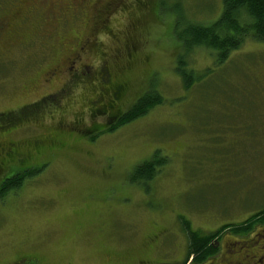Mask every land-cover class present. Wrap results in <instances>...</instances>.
<instances>
[{
	"label": "rangeland",
	"instance_id": "1",
	"mask_svg": "<svg viewBox=\"0 0 264 264\" xmlns=\"http://www.w3.org/2000/svg\"><path fill=\"white\" fill-rule=\"evenodd\" d=\"M17 2L0 0V19ZM143 4L124 0L110 20L109 27L123 34L136 18L138 50L150 55L148 63L123 71L130 81L123 106L129 109L154 88L163 102L95 141L75 131L65 136L62 149L37 151L24 163L5 159L0 189L16 169L34 173L19 189L0 196V264H139V259L182 264L190 256V231L214 238L226 226L252 223L264 210V41L248 38L219 64L214 51L205 47L185 53L180 34L189 22L216 21L223 0ZM38 22L33 18L26 23L25 39L48 30ZM82 28L88 32L91 24L79 14L70 28L75 33L69 35ZM100 38L112 51V39ZM6 45L0 34V54ZM11 49L0 59L1 113L57 86L36 85L49 66L45 48L29 42ZM51 52L58 58L66 48L60 55L56 49ZM180 56L193 82L189 88L177 70ZM122 63L115 60L117 66ZM80 90L67 107V119L82 108ZM85 117L90 125L106 121L101 115L92 121L91 115ZM35 129L11 137L22 141L46 134ZM156 150L167 159L159 174L148 188L132 183L134 168ZM154 226L167 231L157 244L148 241Z\"/></svg>",
	"mask_w": 264,
	"mask_h": 264
},
{
	"label": "flooded vegetation",
	"instance_id": "2",
	"mask_svg": "<svg viewBox=\"0 0 264 264\" xmlns=\"http://www.w3.org/2000/svg\"><path fill=\"white\" fill-rule=\"evenodd\" d=\"M48 1L18 0L9 13L0 19V34H3L7 41L5 49L0 54V59L12 50L11 47L28 46L29 42L38 43L46 50L43 57L49 66L42 70L37 82L35 81L36 85L57 83L56 87L36 100L22 104L13 111L3 112L8 115L6 118L13 120L17 127L4 129L0 127V139H4L0 140V170L7 158L24 163L25 158L37 151H39L37 153L51 152L66 146L65 136L67 134L77 131L80 135L87 136L93 131L92 128L104 125L106 121L95 122L93 125H90L91 122L86 124L85 114L92 117L93 113H101L106 107H95L91 99L100 96V101L112 99L117 92L118 83L125 79L123 71L132 70L136 63L141 61L148 63L150 58L148 53L142 55L138 50V42L141 41L134 37L135 32L133 31L138 26L136 18H132V23L123 34L109 27L112 14L122 6L124 0ZM137 1L148 7L150 0ZM42 7L46 11L40 14ZM79 14L86 16L91 28L88 32H85L84 28L78 29L74 36H70L69 34L75 33V30L72 31L70 28L76 24ZM69 16L70 19H68ZM33 18L39 20L38 23L41 25L46 24L48 30L39 37L28 34V38L25 39L23 37L25 25ZM70 22L72 26L66 27ZM40 26H35L34 29ZM101 36L112 39V51L105 47ZM62 48H66V52L58 58L54 55L55 53H50L55 49L59 53ZM115 60H121L123 63L117 66ZM129 85L126 82L127 93ZM77 89H81L82 108L76 111L72 118L67 119L66 117L71 116L67 115L66 110L74 102ZM106 112L108 113V110ZM120 112L119 109L117 113L120 114ZM109 118L116 117L109 115L107 119ZM29 128H42L46 134L35 136L33 140L22 141L11 137L14 131ZM30 150L34 153L32 154ZM262 211L254 217L252 223H246L243 228L235 225L228 231H221L220 235L209 241L201 254L192 253L182 264H264V212ZM166 232L154 226V231L149 235L148 241L157 244L167 235ZM204 252V258L196 260V257ZM136 262L149 264L147 259H139Z\"/></svg>",
	"mask_w": 264,
	"mask_h": 264
},
{
	"label": "trees",
	"instance_id": "3",
	"mask_svg": "<svg viewBox=\"0 0 264 264\" xmlns=\"http://www.w3.org/2000/svg\"><path fill=\"white\" fill-rule=\"evenodd\" d=\"M248 38L264 41V0H223V10L216 21L210 24L189 22L184 33L180 34V39L183 45L186 46L185 53L190 52L195 47H205L214 51L217 63L219 64L226 63L231 54L239 50ZM186 65L187 61L180 56L178 58L177 70L185 77V87L189 88L193 85V82L186 72ZM189 72L191 71L189 70ZM122 80L124 81L118 83L117 92L112 99L100 101L99 99L101 96L91 99V103L95 107L106 106L105 109L102 110L103 112H97L98 114L93 113L91 120L99 117V114L105 119H107L109 115L116 117L107 119L101 127L92 128L93 131L86 136L91 141H95L96 136L99 134L105 131H114L116 127L145 114L151 107L161 104L164 100L162 94L154 88L143 93L129 109L127 108V110H124L122 103L127 95L126 82L130 84V81L125 79ZM121 90H123L122 93ZM14 109H17V107L10 108L9 110L13 111ZM119 109L121 111L120 114L117 113ZM107 110L108 113L106 112ZM0 116L4 117L7 121V123L5 121V124L0 125L3 129L7 127H17L14 125L15 123L13 120L6 118L8 115L0 112ZM18 131L20 130L18 129L13 133ZM30 151L32 154L34 153L32 150ZM159 153L160 150H156L150 159L143 161L134 168V171L129 176L132 183H143V186L148 188L149 183L159 174L167 162L166 156H162ZM30 158L31 156L25 158V162L26 159L29 160ZM5 167L3 166L1 170ZM13 172L11 177L6 178L3 182L0 189V196L5 194V190L8 191L11 188L14 190L19 189L27 176L34 173V170L20 168ZM262 212H264V210ZM251 221L235 225H239L238 228H243L246 223ZM235 225L233 227H235ZM229 226L220 230L224 231ZM212 237V235L201 236L198 232L190 231L188 255L192 253L201 254ZM204 254L205 252L200 256L198 255L196 260H202Z\"/></svg>",
	"mask_w": 264,
	"mask_h": 264
}]
</instances>
